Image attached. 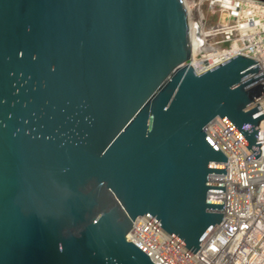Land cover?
Wrapping results in <instances>:
<instances>
[{
	"label": "water",
	"instance_id": "water-1",
	"mask_svg": "<svg viewBox=\"0 0 264 264\" xmlns=\"http://www.w3.org/2000/svg\"><path fill=\"white\" fill-rule=\"evenodd\" d=\"M192 58L182 0H0V264H163L146 216L201 249L228 169L209 126L261 155L264 70Z\"/></svg>",
	"mask_w": 264,
	"mask_h": 264
},
{
	"label": "built area",
	"instance_id": "built-area-1",
	"mask_svg": "<svg viewBox=\"0 0 264 264\" xmlns=\"http://www.w3.org/2000/svg\"><path fill=\"white\" fill-rule=\"evenodd\" d=\"M212 5L213 13L221 14L209 25L203 11L196 32L198 56L192 58L197 70L203 72L238 54L255 58L263 69L264 0H217ZM202 57L205 60L196 62ZM261 103L264 112V97ZM209 132L228 155L227 174L212 176L213 182L226 183V191L210 194L212 200L225 201L223 221L209 231L196 253L148 216L139 220L132 238L163 264H264V120L258 158L222 118L210 124ZM143 224H151L165 240L148 244L138 234ZM161 246L171 258L160 254Z\"/></svg>",
	"mask_w": 264,
	"mask_h": 264
},
{
	"label": "bare ground",
	"instance_id": "bare-ground-1",
	"mask_svg": "<svg viewBox=\"0 0 264 264\" xmlns=\"http://www.w3.org/2000/svg\"><path fill=\"white\" fill-rule=\"evenodd\" d=\"M187 8V18L190 24V32H191V36L193 39V55L195 57V59L198 56V40H197V28H198V24L200 23V21L203 19V10L201 9V4L203 0L197 1V0H182ZM214 2H217V0H212V4ZM202 60H205L203 57L201 60H197L196 62H201ZM263 66V65H262ZM264 67V66H263ZM264 69V68H263ZM141 227L138 228V234L140 236L143 235V237L147 240L148 244L150 242H152L154 239L155 240H159L160 242H163L165 240V238H163L161 236V234H159L156 230H153V228L151 227V224H143L140 225ZM144 226V227H143ZM158 235V237H157ZM160 249H163L160 254L162 256H168L170 257V252L167 251V249H165L163 246L160 247ZM171 258V257H170Z\"/></svg>",
	"mask_w": 264,
	"mask_h": 264
},
{
	"label": "rangeland",
	"instance_id": "rangeland-1",
	"mask_svg": "<svg viewBox=\"0 0 264 264\" xmlns=\"http://www.w3.org/2000/svg\"><path fill=\"white\" fill-rule=\"evenodd\" d=\"M200 1V0H197ZM212 0H203L201 4V9L205 12L206 18L208 19V24L212 25L218 21L220 18V12L215 14L213 13L214 5H212Z\"/></svg>",
	"mask_w": 264,
	"mask_h": 264
}]
</instances>
